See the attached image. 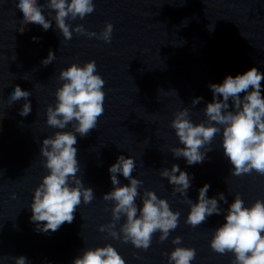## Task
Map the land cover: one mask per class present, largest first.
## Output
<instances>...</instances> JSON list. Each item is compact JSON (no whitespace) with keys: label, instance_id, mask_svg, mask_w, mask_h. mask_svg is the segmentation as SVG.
<instances>
[{"label":"water","instance_id":"1","mask_svg":"<svg viewBox=\"0 0 264 264\" xmlns=\"http://www.w3.org/2000/svg\"><path fill=\"white\" fill-rule=\"evenodd\" d=\"M94 4L92 14L66 23L82 24L97 34L112 23L110 43L75 32L65 40L54 21L47 31L34 23L17 31L18 9L13 0H0V264H14V257L21 255L31 264H72L83 250L105 244L114 246L126 264H168L164 253L175 247L171 241L176 236L182 237L179 246L196 249L192 264H231V253H215L208 243L224 222L223 215L214 214L195 228L185 224L186 198L173 195V186L159 172L178 164L190 173L188 197L193 201L205 183L210 185L209 197L224 193L229 204L237 193L246 205L264 200V176L232 175L219 136L199 164L189 166L170 151L182 146L170 126L177 110L187 107L198 123L205 119L203 108L212 100L210 84L251 67L264 72V0H94ZM48 12L45 7L46 18ZM49 51L56 58L45 66L42 60ZM89 60H95L105 80V111L88 135L77 134L75 147L77 175L93 188L94 199L78 206L71 224L65 222L50 234L37 233L28 206L47 172L40 143L59 131L46 124L45 111L55 105L60 70ZM261 84L264 96V80ZM15 85L31 91L32 111L26 117L19 115L23 99L12 105L7 102ZM196 97L203 99L193 106ZM70 130L71 125L64 129ZM121 154L136 161L132 175L143 182L138 189L141 195L152 190L180 212L178 227L164 242L159 241V232L153 234L146 251L99 231L112 222L113 202L102 197L112 190L108 168ZM118 178L121 184L128 183ZM121 223L123 218L117 231Z\"/></svg>","mask_w":264,"mask_h":264},{"label":"clouds","instance_id":"2","mask_svg":"<svg viewBox=\"0 0 264 264\" xmlns=\"http://www.w3.org/2000/svg\"><path fill=\"white\" fill-rule=\"evenodd\" d=\"M18 9L19 22L16 30H24V25L34 23L44 31L56 28L65 40H71L73 33L87 35L110 43L113 24L106 23L99 34L88 32L82 24L66 23V20H83L93 13L94 0H13ZM49 10L48 18L43 14ZM54 10L55 14H52ZM38 38L33 37V40ZM56 56L49 51L42 60L47 66ZM58 80L62 83L55 91V105L46 108V124L58 129L52 136H46L40 143L41 163L47 170L38 186L33 190L29 208L30 222L37 233L56 232L65 223L71 224L78 206L89 204L94 199L93 188L84 185L77 174L80 164L77 159V134L82 138L97 127L98 118L104 113L105 80L97 70L95 60L83 64L72 63L60 70ZM264 72L251 67L235 76L227 75L222 82L212 83L211 102L203 108L204 120L196 123L190 117L187 107L177 110L170 126L174 129L179 144L170 149L174 158H184L187 165L202 163L207 153L212 151V141L220 137L223 156L231 167V174L241 176L255 172L264 176V96L262 84ZM174 92V91H173ZM175 93V92H174ZM176 94V93H175ZM243 94V95H241ZM31 91L13 86L7 93V102L24 100L19 115L26 117L32 111L28 99ZM202 97L192 100L196 106ZM71 125L70 131H64ZM136 161L131 155H119L108 168L112 190L103 194L104 201L113 202L112 222L99 227L113 239L131 243L137 249L147 250L153 234L159 232V241L164 242L179 224V211H173L166 199L159 198L152 190L138 191L142 181L135 178ZM159 175L173 186V195L185 197L189 206L185 224L193 228L201 225L212 215H223L224 222L214 229L209 240L210 249L219 254L231 253V264H264V200L257 199L246 205L237 193L229 204L224 193L214 197L207 195L210 185L205 183L198 189L195 201L188 197L193 176L181 170L178 164L163 168ZM119 176L128 183L121 184ZM137 197L141 203L137 204ZM221 202L228 205L222 208ZM123 218L119 230L117 222ZM171 243L175 246L167 256L168 264H192L196 259V249L179 246L182 237L176 236ZM14 264H31L21 255L14 257ZM72 264H126L125 259L114 246L105 244L87 248L72 261Z\"/></svg>","mask_w":264,"mask_h":264}]
</instances>
